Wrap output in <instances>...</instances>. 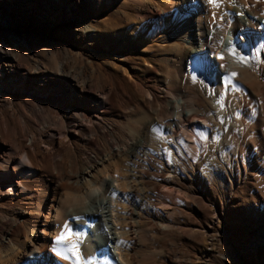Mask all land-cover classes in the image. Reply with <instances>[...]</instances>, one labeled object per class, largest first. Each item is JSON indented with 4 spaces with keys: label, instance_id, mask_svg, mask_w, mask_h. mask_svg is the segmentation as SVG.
<instances>
[{
    "label": "bare ground",
    "instance_id": "6f19581e",
    "mask_svg": "<svg viewBox=\"0 0 264 264\" xmlns=\"http://www.w3.org/2000/svg\"><path fill=\"white\" fill-rule=\"evenodd\" d=\"M72 1L73 10L61 16L58 6L50 3L49 15L62 25L67 22V28L81 30L87 38H102V33L111 32L110 27L99 31L88 15L82 18L74 11L75 7L81 8L84 0ZM86 1L94 7V0ZM138 2L146 4L143 14L158 11L166 16L174 4L177 7L184 24L171 38L172 54L166 62L178 69L164 72L159 97L163 107L152 106V101L158 99V93L153 92L152 101H144L142 108L136 105V109H142V116L133 122L126 119L121 126L100 122L108 113H119L118 106L115 108L111 102L113 91L119 88L107 82L98 86L93 70L90 74L70 70L66 64L71 57L51 64L54 72L49 73L47 64L36 59L35 34L20 35L14 29L9 37L0 36V108L6 111L0 119L5 132L0 134V202L13 199L1 207L14 211L28 225L24 232L15 234V218L0 220V264H77V259L79 264H145V226L151 209L144 167L152 156H161L156 153L157 145L179 157L183 154L194 158L195 148L186 147L193 145L199 150L201 141L211 137L207 120L199 117L202 105L212 123L227 127L229 116L225 110L230 105L222 98L231 88L243 87L253 92L246 80L263 94L264 105V84L255 66L261 54L259 42L264 39V0H216L215 4L211 0ZM8 19L3 18L9 23L7 26H13ZM108 21L106 15L99 23ZM119 35H112L114 44ZM120 36L124 38L125 55L118 61L123 62L128 59L126 53L133 46L136 33ZM58 44L52 43L55 49ZM160 47L163 48L158 46V50ZM85 63L91 65L87 60ZM193 84L205 95V101L195 104L196 108L191 106L196 96ZM18 89L23 102L15 108L12 95ZM210 89L214 92L210 93ZM119 92L123 105L125 94L123 90ZM124 114L120 111L119 116L125 117ZM31 123L39 129L31 132ZM13 124L17 128L13 129ZM117 126L126 137L127 146H112L114 153L101 152L99 157L87 156L85 167L71 161L79 157L77 142L91 144ZM185 129H189L190 138L180 134L184 142L180 147L176 136ZM202 132V138H194ZM61 149L66 151L65 156H60ZM132 152L136 158L133 161L129 160ZM199 153L200 150L197 156ZM122 159L125 162L120 165ZM61 236L67 238L61 240ZM130 253L133 254L128 258Z\"/></svg>",
    "mask_w": 264,
    "mask_h": 264
},
{
    "label": "rangeland",
    "instance_id": "374dc122",
    "mask_svg": "<svg viewBox=\"0 0 264 264\" xmlns=\"http://www.w3.org/2000/svg\"><path fill=\"white\" fill-rule=\"evenodd\" d=\"M99 1L94 0L95 5L91 7L84 0L81 8L75 7L74 11L80 13L82 18L88 15L99 31L111 28V32L102 33V38L95 35L84 37L81 30L71 26L67 28V22L62 25L49 15L50 3L58 6L61 16L73 10L72 0H0V36L9 37L8 33L14 32V29L20 35H27L28 32L35 34L36 59L40 64H47L49 73L54 72L51 64L71 57L66 64L70 70L75 68L73 70L81 74H90L93 70V79L98 86L107 82L119 88V91L123 90V105H120L119 91H113L111 102L115 108L118 106L119 113H125V117H120L116 111V114L108 113L100 118L101 123L121 126L123 122H133L142 116V109H136V105L142 108L144 101L152 99L153 92L158 93V99L151 100L152 106L163 107L159 97L162 95L164 72L168 68H172V71L178 69L166 62L167 56L172 54L171 38L184 21L176 12L175 4L165 16L158 11L143 14L146 4L138 0H103V4H99ZM212 12L214 14L215 10ZM106 15L109 16L108 24L99 23ZM7 17L9 19L6 21L13 26H7L9 23L4 22L3 18ZM131 31L136 33L135 41L126 53L127 61L119 62V57L125 55L122 45L124 38L120 35L126 33L128 36ZM114 33L120 34L115 44L112 37ZM56 41L60 44L57 49L52 45ZM259 45L261 54L255 66L260 82L264 84V39ZM158 46L163 48L158 50ZM32 52L29 51V54ZM22 59L25 60L23 56ZM82 59L85 60L83 63L79 61ZM86 60L91 65H87ZM246 83L253 88V92L243 87L231 88L225 93L226 98L221 97L230 105L225 110L229 116H226L229 119L227 127L223 123L220 126L212 123L202 105L199 117L207 120L211 137L209 141L207 139L208 142L201 141L203 146L198 156L199 150L195 146L186 147L191 150L194 147L192 154L197 158L192 155L185 157L183 154L179 157L174 151L168 152L157 145L156 153L161 156L153 154L148 166L143 168L147 175V203L151 209L145 226L148 237L145 241V264H264L263 94L253 87L250 80H246ZM135 84L141 87H135ZM192 88L196 96L191 100V106L196 108L195 104L205 101V95L203 91H198L197 84H193ZM43 90L47 91V87L44 86ZM211 90L210 93L214 92ZM20 96V89L12 95L15 108L23 102ZM85 108L83 106L82 109ZM5 113V109L0 108V119ZM14 125L13 129L17 128ZM119 126L102 136L103 139H93L91 144L77 142L79 157L71 161L85 167L87 156L99 157L101 152L114 153V146H127L128 141ZM95 127L100 129L98 125ZM38 129V125H29L31 132ZM3 130L0 127L2 135L5 134ZM183 132L179 131L176 136L180 147L184 145L180 134H187V138L190 136L189 129ZM201 135L203 132L193 137L202 138ZM59 154L65 156L66 151L61 149ZM133 154L128 156L131 161L136 159ZM125 159L120 161V165ZM33 188L36 191L39 189ZM38 191L41 193L40 189ZM4 200L0 202V220L15 218L18 221L15 234L24 232L28 226L26 221L22 222V218L14 211L8 212L1 207L11 204L13 199Z\"/></svg>",
    "mask_w": 264,
    "mask_h": 264
},
{
    "label": "snow or ice",
    "instance_id": "6c2138e0",
    "mask_svg": "<svg viewBox=\"0 0 264 264\" xmlns=\"http://www.w3.org/2000/svg\"><path fill=\"white\" fill-rule=\"evenodd\" d=\"M211 2L215 4L216 0H211ZM233 75H235V74H233ZM153 130L156 131V129H153ZM66 238H67L66 236H61L59 239L64 240ZM77 264H79V259H77Z\"/></svg>",
    "mask_w": 264,
    "mask_h": 264
}]
</instances>
